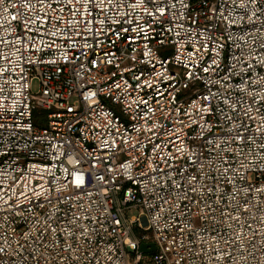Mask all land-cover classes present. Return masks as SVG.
I'll return each mask as SVG.
<instances>
[{
	"label": "built area",
	"instance_id": "obj_1",
	"mask_svg": "<svg viewBox=\"0 0 264 264\" xmlns=\"http://www.w3.org/2000/svg\"><path fill=\"white\" fill-rule=\"evenodd\" d=\"M140 263L264 264V0H0V264Z\"/></svg>",
	"mask_w": 264,
	"mask_h": 264
},
{
	"label": "water",
	"instance_id": "obj_2",
	"mask_svg": "<svg viewBox=\"0 0 264 264\" xmlns=\"http://www.w3.org/2000/svg\"><path fill=\"white\" fill-rule=\"evenodd\" d=\"M141 221H142L143 225L147 224L145 218H142ZM155 249H156V247H155L154 243H141L139 250L143 254H148V253L154 252Z\"/></svg>",
	"mask_w": 264,
	"mask_h": 264
},
{
	"label": "rangeland",
	"instance_id": "obj_3",
	"mask_svg": "<svg viewBox=\"0 0 264 264\" xmlns=\"http://www.w3.org/2000/svg\"><path fill=\"white\" fill-rule=\"evenodd\" d=\"M169 48H170V47H169ZM167 50H169V49H167V48H160V49H159V51H160L161 53H164V52H166ZM133 214H137V211H135ZM135 232H136L138 235H141V234L148 235V234H150V232L147 230V226H146V225H143L142 222H141V227H139V226H135ZM140 264H142V263H140Z\"/></svg>",
	"mask_w": 264,
	"mask_h": 264
}]
</instances>
